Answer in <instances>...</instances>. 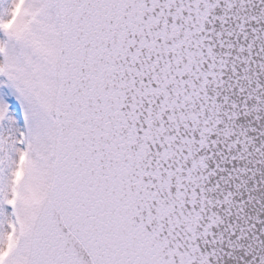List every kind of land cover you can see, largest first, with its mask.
Masks as SVG:
<instances>
[{"label":"snow or ice","instance_id":"6c2138e0","mask_svg":"<svg viewBox=\"0 0 264 264\" xmlns=\"http://www.w3.org/2000/svg\"><path fill=\"white\" fill-rule=\"evenodd\" d=\"M0 264H264V0H0Z\"/></svg>","mask_w":264,"mask_h":264}]
</instances>
